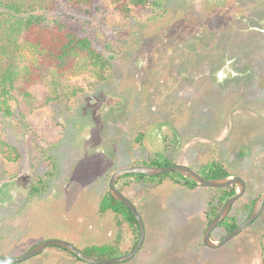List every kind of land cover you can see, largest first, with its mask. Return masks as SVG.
I'll list each match as a JSON object with an SVG mask.
<instances>
[{
    "label": "rangeland",
    "instance_id": "1",
    "mask_svg": "<svg viewBox=\"0 0 264 264\" xmlns=\"http://www.w3.org/2000/svg\"><path fill=\"white\" fill-rule=\"evenodd\" d=\"M103 1L104 18L97 12L85 18L131 46L125 55L111 56L115 67L108 82L82 93L75 105L53 103L33 115L63 138L57 148L45 146L58 158L59 177L26 211L30 182L45 170L35 150L39 139L26 125L17 136L5 119L8 142L21 159L0 157V256L41 238L79 242L98 232L97 242L111 241L114 225H99L97 210L108 176L134 158L166 157L192 167L209 160L210 147L217 145L248 190L264 185V0H158L167 10L162 16L132 8L125 27L111 1ZM136 128L146 133L132 153ZM149 179L134 194L146 197V234L147 228L159 232V241L154 255L151 245L131 264H262L264 211L253 230L212 250L202 242L208 198L171 185L157 189L158 180ZM25 264L69 263L42 254Z\"/></svg>",
    "mask_w": 264,
    "mask_h": 264
},
{
    "label": "trees",
    "instance_id": "2",
    "mask_svg": "<svg viewBox=\"0 0 264 264\" xmlns=\"http://www.w3.org/2000/svg\"><path fill=\"white\" fill-rule=\"evenodd\" d=\"M110 1L114 11L122 18L123 27L128 23L132 8L152 10L157 16H162L167 11L158 0ZM62 8L66 11L54 14ZM72 11L76 15H73ZM94 12L99 13L102 18L105 17L108 10L103 0H0V157L13 163L21 159L18 149L8 142V127L5 119H11L17 136L23 135L24 127L27 126L32 129V135L39 139V143L35 142V150L39 154L41 166L45 169L43 173H35L33 176L23 211L33 207L35 200L50 190L60 172L57 156L48 152L45 146L57 148L63 134L59 133L56 127L38 125L33 120V115L53 103L70 102L75 105L82 93L108 82L115 67L111 56H123L131 46L122 38L107 36L101 25L85 18L93 17ZM134 46L138 48L139 42ZM77 77L80 80L75 79ZM131 133L132 153H134L142 146L146 130L136 128ZM167 140L172 142L169 138ZM210 148V159L193 165L194 170L207 179L238 175L233 166L223 161L217 145ZM133 160L131 166L168 167L178 164L173 159L159 156ZM112 174L113 172L106 180L96 216L99 225L106 220L113 223L114 238L107 243H99L95 240L98 232L91 239L79 242L63 236L66 241L71 242L87 255L98 259L118 257L131 252L140 237L135 216L110 193L109 180ZM148 179L158 180L157 189L171 185L186 191L188 195L201 193L207 197L204 210L205 228L219 213L227 199L237 192L235 185L222 189L200 187L193 180L177 172L164 173L158 177L140 174L121 177L117 182L118 188L136 203L142 213L145 212L143 204L146 197L135 195L134 189L145 184ZM251 181L257 179L251 176ZM263 191L264 185L257 191L247 189L246 194L233 206L229 216L218 227L221 234L218 236L213 234V238L221 239L244 221ZM213 193H216V197L212 199ZM215 201L216 203H213ZM207 206L211 209L207 210ZM247 230H253V225ZM153 233V230L147 228L146 240L140 253L159 241V232ZM191 234L195 240L196 229H192ZM47 239L50 238L38 239L23 250L16 249L6 256L20 257ZM258 242L259 258L264 264V231ZM156 246L157 244L153 248V255ZM43 254L60 257L69 264H88L58 246L47 247ZM136 258L123 264H131Z\"/></svg>",
    "mask_w": 264,
    "mask_h": 264
},
{
    "label": "water",
    "instance_id": "3",
    "mask_svg": "<svg viewBox=\"0 0 264 264\" xmlns=\"http://www.w3.org/2000/svg\"><path fill=\"white\" fill-rule=\"evenodd\" d=\"M177 172L185 178L193 180L198 186L205 188H214V189H222L229 186H237V192L229 197L227 201L223 204L219 213L209 222L208 226L204 230L202 241L205 247L218 250L224 247L226 244L231 242L233 239L238 237L243 231L252 226L262 215L264 211V191L257 199L253 210L250 215L240 223L234 230L226 233L223 238L218 241H214L212 238L213 232L221 225V223L229 216L233 206L246 194L247 191V181L240 175L234 174L224 178L219 179H207L199 174L196 170H194L191 166L186 164H175L168 167H157V166H149V165H138V166H130L125 168H120L113 172L111 178L109 180V189L112 197L122 203L125 207H127L132 214L137 219L140 237L136 247L129 253L124 255L113 257V258H95L87 255L78 247H76L71 242H68L63 239L58 238H50L38 243L34 246L29 252L25 253L20 257H12V256H0V263H22L28 261L34 257H37L44 253L47 247L50 246H58L63 249L70 251L79 257L82 261L88 264H123L134 259L140 250L142 249L145 240H146V225L142 214L137 208L136 204L129 199L124 192H122L117 187L118 180L130 174L136 175H145L148 177H158L164 173H173Z\"/></svg>",
    "mask_w": 264,
    "mask_h": 264
},
{
    "label": "clouds",
    "instance_id": "4",
    "mask_svg": "<svg viewBox=\"0 0 264 264\" xmlns=\"http://www.w3.org/2000/svg\"><path fill=\"white\" fill-rule=\"evenodd\" d=\"M178 164H180V163L178 162ZM186 165H187V164H186ZM129 167H130V166H129ZM123 168H125V167H123ZM119 169H120V168H119ZM117 170H118V169H117ZM115 171H116V170H115ZM115 171H114V172H115ZM130 175H136V174H130ZM233 175H234V174H233ZM147 177H148V176H147ZM110 178H111V177H110ZM243 178H244V177H243ZM244 179H245V178H244ZM245 180H246V179H245ZM117 187H118V186H117ZM247 188H248V183H247ZM129 199H130V198H129ZM135 204H136V203H135ZM136 206H137V205H136ZM137 208H138V207H137ZM139 211H140V210H139ZM140 213H141V211H140ZM141 214H142V213H141ZM142 216H143V215H142ZM246 219H247V218H246ZM246 219H245V220H246ZM144 221H145V220H144ZM242 222H243V221H242ZM242 222H241V223H242ZM145 225H146V224H145ZM253 225H254V224H253ZM250 227H251V226H250ZM205 229H206V228H205ZM205 229H204V230H205ZM217 229H218V228H217ZM217 229H216V230H217ZM247 229H248V228H247ZM247 229H246V230H247ZM216 230H215V231H216ZM215 231H214V232H215ZM214 232H213V234H214ZM203 233H204V231H203ZM213 234H212V238H213ZM202 236H203V234H202ZM221 238H223V237H221ZM213 240H214V238H213ZM219 240H220V239H219ZM233 240H234V239H233ZM214 241H218V240H214ZM202 242H203V241H202ZM203 245H204V244H203ZM143 246H144V245H143ZM142 248H143V247H142ZM140 251H141V250H140ZM139 253H140V252H139ZM139 253H138V254H139ZM41 255H42V254H41ZM39 256H40V255H39ZM137 256H138V255H137ZM137 256H136V257H137ZM132 260H133V259H132ZM132 260H131V261H132ZM129 262H130V261H129Z\"/></svg>",
    "mask_w": 264,
    "mask_h": 264
}]
</instances>
